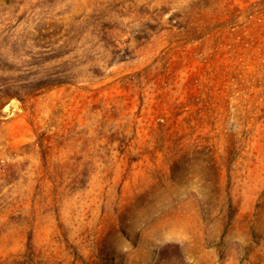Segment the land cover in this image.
<instances>
[{"label": "rangeland", "instance_id": "374dc122", "mask_svg": "<svg viewBox=\"0 0 264 264\" xmlns=\"http://www.w3.org/2000/svg\"><path fill=\"white\" fill-rule=\"evenodd\" d=\"M0 264H264V0H0Z\"/></svg>", "mask_w": 264, "mask_h": 264}]
</instances>
